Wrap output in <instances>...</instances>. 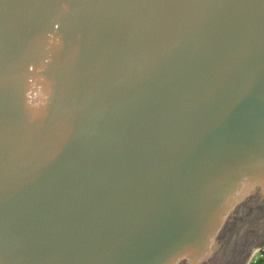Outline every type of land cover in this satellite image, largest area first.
<instances>
[{"label": "water", "instance_id": "water-1", "mask_svg": "<svg viewBox=\"0 0 264 264\" xmlns=\"http://www.w3.org/2000/svg\"><path fill=\"white\" fill-rule=\"evenodd\" d=\"M263 246L264 0H0V264Z\"/></svg>", "mask_w": 264, "mask_h": 264}, {"label": "rangeland", "instance_id": "rangeland-1", "mask_svg": "<svg viewBox=\"0 0 264 264\" xmlns=\"http://www.w3.org/2000/svg\"><path fill=\"white\" fill-rule=\"evenodd\" d=\"M247 264H264V246L252 251Z\"/></svg>", "mask_w": 264, "mask_h": 264}]
</instances>
